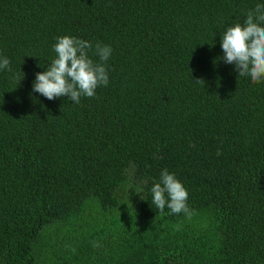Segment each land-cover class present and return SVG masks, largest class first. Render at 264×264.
<instances>
[{"label":"trees","instance_id":"trees-1","mask_svg":"<svg viewBox=\"0 0 264 264\" xmlns=\"http://www.w3.org/2000/svg\"><path fill=\"white\" fill-rule=\"evenodd\" d=\"M257 4L0 0V264H264V81L221 46ZM64 35L113 49L79 104L33 92ZM165 168L191 220L152 205Z\"/></svg>","mask_w":264,"mask_h":264},{"label":"clouds","instance_id":"clouds-1","mask_svg":"<svg viewBox=\"0 0 264 264\" xmlns=\"http://www.w3.org/2000/svg\"><path fill=\"white\" fill-rule=\"evenodd\" d=\"M223 59L234 64L238 76L250 77L252 83L264 81V4H257L246 14L243 23L228 26L221 36ZM57 56L50 62L46 71L38 72L33 82V92H38L49 100L67 96L79 104L81 97H93L98 87L107 86L109 73L106 62L112 54V47L97 43L93 55L100 62L94 61L89 51L93 49L90 41L71 35L57 38L53 46ZM11 71L10 60L0 56V70ZM197 82H204L197 80ZM143 193L142 200L145 198ZM151 203L159 212L169 209L172 214H183L188 220L196 214L188 204L189 192L174 173L167 168L160 173L159 181L150 189ZM177 230L181 225H176ZM100 247L99 242L94 243Z\"/></svg>","mask_w":264,"mask_h":264}]
</instances>
